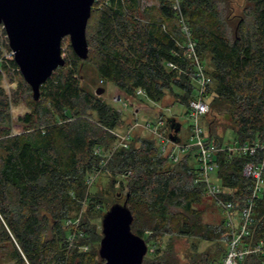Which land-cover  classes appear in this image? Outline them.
I'll use <instances>...</instances> for the list:
<instances>
[{"label":"trees","instance_id":"trees-1","mask_svg":"<svg viewBox=\"0 0 264 264\" xmlns=\"http://www.w3.org/2000/svg\"><path fill=\"white\" fill-rule=\"evenodd\" d=\"M158 1L142 8V0H96L87 26L88 57L80 58L67 40L66 64L41 86L39 99L0 43V254L10 264H97L102 258L94 246L100 237L93 219L104 216L124 191L132 230L150 243L143 264H220L225 246L211 254L194 243L195 254L185 262L173 247L177 236L215 240L226 231L225 219L220 229L203 221L206 193L202 183L193 184L186 160L173 164L155 139L136 145L134 138L102 167L116 139L111 130L123 117L97 94L99 88L113 84L127 100L141 96L138 89L153 101L168 94L185 106L194 97L191 78L167 67L169 61L188 63L175 55L183 53L178 42L184 35L172 1ZM229 1L182 0L198 53L202 60L208 54L214 66L206 68L214 82L205 124L208 141L219 146L227 143L228 130L235 134L228 144L264 142V0H245L240 14ZM88 66L101 82L95 91L83 85ZM2 71L21 78L11 95ZM23 101L30 110L15 121L11 106ZM16 124L22 127L18 132ZM253 158L219 153L225 199L240 203L250 195L253 182L243 169ZM101 169L111 173L109 187L91 192L90 174ZM118 175L124 179L117 189ZM109 193L116 199L105 211L103 195ZM245 239H264V187ZM242 264H264V254H249Z\"/></svg>","mask_w":264,"mask_h":264},{"label":"water","instance_id":"water-1","mask_svg":"<svg viewBox=\"0 0 264 264\" xmlns=\"http://www.w3.org/2000/svg\"><path fill=\"white\" fill-rule=\"evenodd\" d=\"M96 0H0L3 26L14 60L35 99L53 72L66 64L63 40L69 37L74 52L83 59L89 54L87 26ZM105 88H99L101 95ZM172 140L181 124L171 117ZM134 215L127 201L110 206L102 218V258L97 264H143L149 251L146 240L132 230Z\"/></svg>","mask_w":264,"mask_h":264},{"label":"built area","instance_id":"built-area-1","mask_svg":"<svg viewBox=\"0 0 264 264\" xmlns=\"http://www.w3.org/2000/svg\"><path fill=\"white\" fill-rule=\"evenodd\" d=\"M172 5L178 15L180 28L184 35V39L178 42L183 53L181 55L176 51L175 55L182 56L188 64L183 67L177 62L169 61L167 67L187 74L194 84V97L186 105V115L190 120L189 136L187 139L179 137L180 139L177 141L172 140L170 135L174 134L175 131L168 125V118H161L155 123L148 122L143 126L154 133L161 153L174 162L178 163L182 160L188 162L189 166L192 167L190 173L193 184L202 183L205 193L223 209L227 232V250L220 264H242L249 254H264V239L257 242H247L245 239L249 233V226L253 222L256 200L264 187V142L257 140L219 146L208 141L205 119L210 111L208 90L214 79L207 71L198 53L197 42L192 36L191 26L183 11L182 0H173ZM12 54L14 58L13 51ZM137 94L146 95L143 89H138ZM137 124L140 125L141 123ZM166 126L170 128L169 133L161 130V127ZM177 135L179 136V133ZM128 138L129 136L126 135L123 139L127 140ZM97 151L101 152L99 148ZM226 151L233 154L254 156L243 169V174L253 182L251 192L240 203L225 199L222 196L224 189L218 179L220 169L218 156L220 152ZM193 157L197 159L196 164L191 162ZM91 182L92 178H89L88 183Z\"/></svg>","mask_w":264,"mask_h":264},{"label":"rangeland","instance_id":"rangeland-1","mask_svg":"<svg viewBox=\"0 0 264 264\" xmlns=\"http://www.w3.org/2000/svg\"><path fill=\"white\" fill-rule=\"evenodd\" d=\"M173 3V0H171ZM159 4L158 0H142V8L149 7ZM229 4L233 8V12L235 14L242 13V8L245 5V0H230ZM67 40L70 41L69 37H66L63 40V53L66 48V44L68 43ZM0 43L1 47L3 48V56L4 57H13L11 49L8 50L6 47H4V44L8 43V37L6 34V31L3 26H0ZM71 43V42H70ZM66 55V53H64ZM203 63L205 67L208 70L213 69V63L211 61L210 56L207 54L205 58L203 59ZM3 72V79H2V85L6 89L7 93L9 95L12 94V91L18 87V84L21 80L20 76L13 73V76H10L5 71ZM83 77V85L90 89V90H96L99 86H101V82L99 81L96 72L92 67H87L86 70L82 71ZM105 91L102 94L104 99L117 107V109L120 111L123 117L122 124L115 128L112 133L116 137L114 144L112 145V149H110L108 152L105 153V156L107 159L103 162V168L107 165V162L110 161L115 152L117 150H120L121 148H128L131 146V142L134 138L135 144L139 145L141 139L143 138H153L156 140V137L154 133L144 128L143 124H146L148 122H158L161 118H171L174 116L177 121L181 124V130L179 132V137L182 139H187L189 136V125L190 120L188 119L186 115V106L176 100H174L170 95L167 94L165 99L163 101H153L150 99H147L146 96L141 95L136 98H128L126 99V95L122 93L118 88H116L113 84H108L105 87ZM175 93H182V90L178 87H174ZM127 103V104H126ZM29 108L27 104L23 101L17 105L11 106V113L13 119L16 121L20 116H23L25 113L29 112ZM218 118L222 121H224V118L221 116H218ZM209 119H211V115L209 116ZM207 121V120H206ZM137 123H141L138 125ZM21 125L16 124L14 126V132H18L21 130ZM161 130L163 132L169 133L170 128L167 127H161ZM222 130V128H221ZM128 135L129 138L127 140H124V136ZM235 138V134L232 130H228L225 136L226 144L228 142H233V139ZM171 146V145H170ZM170 149V148H169ZM191 162L196 164L197 159L196 157H193L191 159ZM173 164H177V162L172 161ZM179 163V162H178ZM107 171L98 170L95 173H91L89 178H92V182L90 185V191H100V190H106L109 187V184L111 182V173L109 172V169H106ZM124 179V177L121 175L117 176V183L116 188H120L121 180ZM117 191V190H116ZM116 191L114 193H116ZM109 193V195L104 194V207L103 210L106 211V208L111 205V201L116 199V194ZM124 196L125 191L123 192V195L118 198L117 202L123 203L124 202ZM108 199L109 202L106 200ZM203 211V221L205 223L211 224L213 227H219L221 226V223L223 219H225V215L223 212V209L216 203V201L208 196L204 197V201L201 206ZM102 218L103 216L99 215V217L93 219V222L98 225V232H99V241H95V248L98 250L100 249L101 239H102ZM79 219L77 220V222ZM223 231V230H222ZM227 232L224 230L222 232L221 237L215 238V240H207V239H200V238H193V237H186V236H177L173 239V247L175 249V252L179 255L180 258L183 259V261L190 260V256L195 254L192 250L193 244H198V248L200 251L209 252L211 254H215L219 252L220 246H225L227 250ZM164 241H168V236L164 238ZM150 245V243H148ZM87 246L84 247L85 250H87ZM193 253V254H192ZM226 254V251H225ZM225 254L223 255L222 259L224 258ZM221 259V260H222ZM101 261V260H100ZM184 261V262H185ZM0 264H10L8 260H6L5 257L0 254Z\"/></svg>","mask_w":264,"mask_h":264}]
</instances>
